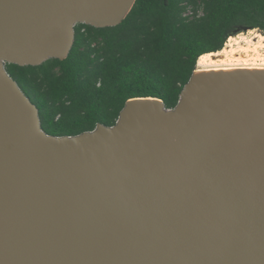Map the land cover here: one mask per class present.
Masks as SVG:
<instances>
[{
    "label": "water",
    "instance_id": "1",
    "mask_svg": "<svg viewBox=\"0 0 264 264\" xmlns=\"http://www.w3.org/2000/svg\"><path fill=\"white\" fill-rule=\"evenodd\" d=\"M135 0H0V264H264V68L195 70L174 107L41 126L5 63L64 59Z\"/></svg>",
    "mask_w": 264,
    "mask_h": 264
},
{
    "label": "trees",
    "instance_id": "2",
    "mask_svg": "<svg viewBox=\"0 0 264 264\" xmlns=\"http://www.w3.org/2000/svg\"><path fill=\"white\" fill-rule=\"evenodd\" d=\"M254 28L264 31V0H135L117 25L76 23L64 59L5 67L47 133L74 135L114 124L130 98L174 107L200 55Z\"/></svg>",
    "mask_w": 264,
    "mask_h": 264
},
{
    "label": "rangeland",
    "instance_id": "3",
    "mask_svg": "<svg viewBox=\"0 0 264 264\" xmlns=\"http://www.w3.org/2000/svg\"><path fill=\"white\" fill-rule=\"evenodd\" d=\"M218 52L222 54L202 66L196 62V69L264 68V31L254 28L231 35Z\"/></svg>",
    "mask_w": 264,
    "mask_h": 264
},
{
    "label": "bare ground",
    "instance_id": "4",
    "mask_svg": "<svg viewBox=\"0 0 264 264\" xmlns=\"http://www.w3.org/2000/svg\"><path fill=\"white\" fill-rule=\"evenodd\" d=\"M254 36H257V34H255ZM218 54H222V53L217 51V52L204 53V54L200 55L197 59L198 66L204 65L208 61H212L213 57L218 55ZM203 70H217V69H208L206 67H198L197 69H195L196 72L203 71Z\"/></svg>",
    "mask_w": 264,
    "mask_h": 264
}]
</instances>
